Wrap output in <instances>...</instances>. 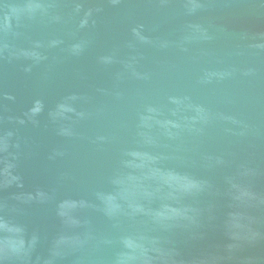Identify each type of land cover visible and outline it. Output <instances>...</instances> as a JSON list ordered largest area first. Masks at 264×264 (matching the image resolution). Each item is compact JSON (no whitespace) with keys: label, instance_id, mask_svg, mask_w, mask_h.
<instances>
[{"label":"water","instance_id":"obj_1","mask_svg":"<svg viewBox=\"0 0 264 264\" xmlns=\"http://www.w3.org/2000/svg\"><path fill=\"white\" fill-rule=\"evenodd\" d=\"M0 264H264V0H0Z\"/></svg>","mask_w":264,"mask_h":264}]
</instances>
